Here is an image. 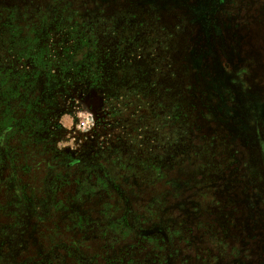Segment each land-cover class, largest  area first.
Segmentation results:
<instances>
[{"label": "rangeland", "instance_id": "rangeland-1", "mask_svg": "<svg viewBox=\"0 0 264 264\" xmlns=\"http://www.w3.org/2000/svg\"><path fill=\"white\" fill-rule=\"evenodd\" d=\"M0 264H264V0H0Z\"/></svg>", "mask_w": 264, "mask_h": 264}, {"label": "clouds", "instance_id": "clouds-1", "mask_svg": "<svg viewBox=\"0 0 264 264\" xmlns=\"http://www.w3.org/2000/svg\"><path fill=\"white\" fill-rule=\"evenodd\" d=\"M82 127H84V128L91 127L90 117L88 118V122H86L85 125H82Z\"/></svg>", "mask_w": 264, "mask_h": 264}]
</instances>
